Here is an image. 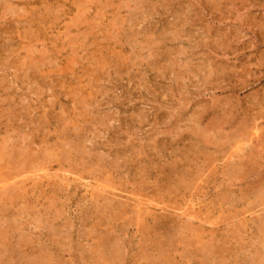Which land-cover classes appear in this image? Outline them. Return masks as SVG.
Instances as JSON below:
<instances>
[{"label":"rangeland","instance_id":"1","mask_svg":"<svg viewBox=\"0 0 264 264\" xmlns=\"http://www.w3.org/2000/svg\"><path fill=\"white\" fill-rule=\"evenodd\" d=\"M0 196V264H264V0H0Z\"/></svg>","mask_w":264,"mask_h":264},{"label":"bare ground","instance_id":"2","mask_svg":"<svg viewBox=\"0 0 264 264\" xmlns=\"http://www.w3.org/2000/svg\"><path fill=\"white\" fill-rule=\"evenodd\" d=\"M39 16H40V15H39ZM220 41H221V40H220ZM34 61H35V60H34ZM29 66H30V65H29ZM35 68H36V67H35ZM207 129H208V128H207ZM255 130H256V129H255ZM256 132H257V131H256ZM255 135H256V134H255ZM258 136H259V135H258ZM10 138H11V137H10ZM261 138H262V137H261ZM10 140H11V139H10ZM237 145H238V144H237ZM6 146H7V145H6ZM17 147H18V146H17ZM250 147H251V146H250ZM9 149H10V148H9ZM78 149H79V148H78ZM82 149H83V147H82ZM259 151H260V150H259ZM18 152H19V151H18ZM84 152H85V150H84ZM26 154H27V153H26ZM28 154H29V153H28ZM30 154H31V153H30ZM78 154L81 155V151H79ZM78 154H77V155H78ZM13 155H14V154H13ZM23 155H24V154H23ZM19 157H21V156L19 155ZM75 157L77 158V156H75ZM28 158H29V157H28ZM30 158H31V157H30ZM24 159H25V158H24ZM26 159H27V158H26ZM77 159H78V158H77ZM83 159H84V158H82V160H83ZM78 160H80V159H78ZM25 161H26V160H25ZM28 161H29V160H28ZM78 162H79V161H78ZM178 162H179V161H178ZM109 165H110V164H109ZM173 165H174V164H173ZM82 166H84V165L82 164ZM23 167H24V166H23ZM24 168H25V167H24ZM110 168H111V167H110ZM173 168H174V167H173ZM174 170H177V169H174ZM180 170H181V169H180ZM87 172H88V171H87ZM172 172H173V171H172ZM74 173H75V172H74ZM169 174H170V173H169ZM183 174H184V173H183ZM169 178H170V177H169ZM8 180L11 181L12 179L10 178V179H8ZM13 180H14V179H13ZM10 181H9V182H10ZM67 181H68V180H67ZM169 181H170V180H169ZM98 182H99V181H98ZM98 182H97V183H98ZM7 183H8V182H6V185H7ZM171 185H172V184H171ZM8 186L11 187V186H14V185H10V183H9ZM101 187H102V186H101ZM160 187H161V186H160ZM139 190H140V189H139ZM128 191H129V190H128ZM158 191H159V190H158ZM164 191H165V190H164ZM162 192H163V191H162ZM3 194H5V196H9V195H7L6 193H3ZM157 194H158V193H157ZM163 195H164V194H163ZM167 195H168V194H167ZM0 197H1V196H0ZM103 198H104V197H103ZM106 198H107V197H106ZM8 200H9V199H8ZM139 203H141V202H139ZM108 205H109V204H108ZM115 208H116V207H115ZM115 208H114V209H115ZM138 210H139V209H138ZM148 210H149V209H148ZM2 211H3V210H2ZM132 211H133V210H132ZM140 211H141V210H140ZM132 213H133V212H132ZM137 218H138V217H137ZM197 221H198V220H197ZM141 223H142V222H141ZM263 224H264V221H263ZM144 225H145V224H144ZM146 226H147V225H146ZM148 226H149V223H148ZM189 229H190V228H189ZM263 229H264V228H263ZM149 230H150V229H149ZM149 234H150V233H149ZM166 236H167V235H166ZM49 238H50V237H49ZM173 240H174V239H173ZM102 244H103V243H102ZM112 248H113V247H112ZM50 250H51V249H50ZM104 251H106V250H104ZM107 251H108V250H107ZM40 253H41V252H40ZM98 253L100 254V252H98ZM98 253H97V254H98ZM154 253H155V252H154ZM203 253H204V252H203ZM48 254H50V253H48ZM50 255H51V254H50ZM116 255H117V251L115 250V251H114V257H115ZM110 256L113 257L112 255H110ZM44 257H46V256L44 255ZM49 257H50V256H49ZM106 257H107V256H106ZM211 257H212V256H211ZM15 258H16V257H15ZM101 258H104V257H101ZM212 258H213V257H212ZM45 259H46V258H45ZM45 259H44V260H45ZM109 259H110V258H109ZM109 259H108V260H109ZM39 260H40V259H39ZM101 260H102V259H101ZM103 260H104V259H103ZM108 260H107V262H109ZM111 260H112V259H111ZM216 261H217V260H216ZM14 262H15V261H14ZM29 262H30V261H29ZM39 262H40V261H38L37 259L34 260V261H31L32 264H38ZM102 262H103V261H102ZM217 262H218V261H217Z\"/></svg>","mask_w":264,"mask_h":264}]
</instances>
